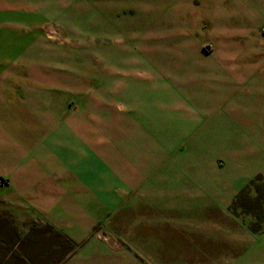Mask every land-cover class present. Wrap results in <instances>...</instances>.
<instances>
[{
    "label": "rangeland",
    "instance_id": "1",
    "mask_svg": "<svg viewBox=\"0 0 264 264\" xmlns=\"http://www.w3.org/2000/svg\"><path fill=\"white\" fill-rule=\"evenodd\" d=\"M62 1H65L64 8L60 6ZM232 1L184 0L183 12L173 2L164 5L169 17L181 15L186 33L184 39L197 43L201 55L206 56L203 58L196 54L194 59L189 49L182 50L168 44L183 37H176L177 33L173 37L162 36L160 3H153L150 9L154 17L158 16L157 20H152V32L149 29L150 19L143 12L148 4L146 0H136V3L126 6L120 0L113 3L110 0H56L48 4L42 0H18L7 4L9 11L32 6L41 14L56 10L55 18L44 19L40 26L41 36L37 37V43L42 46V51L37 50V80L32 82L25 77V86L29 89L33 87L39 97L36 101L37 114H42L45 121L44 116L48 115L44 113L50 108L49 126L55 128L57 134L66 135L69 143L67 149L73 158L74 179L77 180L78 175H88L95 163L98 169L103 162L109 163L106 160L108 157L116 156V169H109L119 180L120 193L129 194L130 186L124 178L131 175L136 180L144 178V186L131 193L139 194L151 186L150 140L154 138L164 142L187 127L214 130L213 138L222 144L230 139L241 141L249 137L255 141L251 142L253 158L259 155L257 143L264 139V135L257 139V133L264 130V112L259 107L257 96L256 62L249 59L243 63L231 61V56L238 61L242 57L240 48L243 43L239 27L237 31L233 29L238 36L231 35V30L228 31L226 27L225 32L221 31L226 40L229 38L226 43L232 49L226 45L224 36L213 28L217 26L214 19L216 8L227 15L232 9L237 13L241 11L240 4H231ZM72 12L77 13L80 20L67 19ZM102 15L106 24L97 19ZM62 16L67 18L61 20ZM193 16L198 18L200 24L198 36L194 34L198 24L197 27L191 25ZM122 21L129 26H121ZM263 30L264 27H260L249 34L254 51L257 43L264 39ZM224 43L227 46L225 49L221 47ZM48 47L51 48L49 54L44 51ZM56 52L58 61L54 59ZM161 57L163 64L157 63ZM251 58H257L256 52H252ZM24 69L26 71L29 67L25 66ZM152 70L160 76L155 81L151 79ZM174 74L180 78H174ZM87 85L89 92L84 91ZM72 86L79 91L67 98L66 107L79 110L84 121L80 125L72 123L69 115L63 116L61 109L53 107L51 94L63 87L71 90ZM154 88L159 94L156 98L152 93ZM171 90L180 91V94H174L172 98L168 94ZM76 95L90 98V105L97 101L98 107L88 108L86 100L81 101ZM185 151V145L178 149L180 154ZM169 152L171 154L172 151ZM229 154L226 149L216 153L213 162L218 170L226 168ZM143 163H147V172ZM160 166L163 168L160 172H166L165 169L169 168L166 162ZM160 172H156L157 177H160ZM219 195L222 198L221 206L214 211L218 220H205L207 226L204 231L192 226H186L183 230L172 227L176 233L185 231L183 235L200 237L203 242L201 255H217V258L146 259L144 230L154 225L162 229L164 224L161 222L186 220L185 216L191 214L183 215L181 211H159L155 213L156 222L148 217L150 221H145L136 238L130 233L128 208H122L119 216L116 211H106L104 219L94 228L91 236L100 235L102 246L113 253V264H229L231 260L223 258L225 252L238 250L242 245L235 240L232 243L225 241L228 226L233 231V239L245 233L249 237L264 234V172L258 171L238 183L235 180L233 184L228 182ZM198 198L189 197L182 204H186L184 207L195 204ZM108 204L114 205L116 200L110 197ZM192 230H196L195 234L191 233ZM195 241L196 238L190 237L186 241L185 254L190 257L196 246Z\"/></svg>",
    "mask_w": 264,
    "mask_h": 264
},
{
    "label": "crops",
    "instance_id": "2",
    "mask_svg": "<svg viewBox=\"0 0 264 264\" xmlns=\"http://www.w3.org/2000/svg\"><path fill=\"white\" fill-rule=\"evenodd\" d=\"M55 1L42 0L47 4ZM115 1L110 0L112 3ZM10 2L15 3L18 0H0V264H113V253L108 251L109 249L106 251L102 246L100 235H91L98 223L104 219L106 211H116L119 216L122 208H128L130 233L134 238L145 221H150L147 220L148 217H151L153 222L157 221L155 213L159 211H181L183 215L191 213L185 216L186 220L183 218L184 220L178 222H161L160 224H164L162 229L155 228L154 225V231L153 228L144 230V242H141L145 245L146 259L217 258V255H201L203 242L200 237L183 235L185 231L176 233L172 227L183 230L186 226H192L203 230L207 226L205 220H218L214 211L221 206L222 198L219 194L225 190L227 183L233 184V180L238 183L258 171L264 172V139L258 141L255 148L259 155L253 158L254 147H251V142L255 141L246 137L241 141L230 139L222 144L213 138L214 130L187 127L164 142L152 138L151 186L135 195L131 194L132 191L144 186V178L136 180L131 175H126L124 181L130 186V192L121 194L119 180L113 170L109 169H116V156L108 157L106 160L109 163L101 164V167L104 164L103 168L99 166L97 169L95 163L91 170L94 174L89 172L86 176L78 175L77 180L74 179L73 158L67 149L69 143L66 135L57 134L56 129L49 126L50 108L44 113L48 115L44 116L45 121L42 114H37L36 101L39 97L33 87L29 89L25 86V77L32 82L37 80V50L42 51L37 37L41 36L42 22L55 18L56 10L41 14L32 6L24 10L9 11L7 4ZM120 2L126 6L136 3V0ZM172 2L183 12L184 0H146L148 4L143 12L150 19L149 29L152 32V20H157L158 16L154 17L150 9L153 3H160V15L163 17L162 36L173 37L177 33L176 37H183L186 33L181 15L169 17L167 9L164 8V5ZM233 2L240 4L241 11L237 13L232 9L227 15L216 8L214 19L217 26L213 28L224 36L225 43L229 41L224 35L225 27L228 31L231 30V35L235 34L233 29H241L242 57L238 61L231 56V61L243 63L248 59L255 60L257 96L259 107L264 112V39L257 43L256 51L251 49L249 40L251 32L264 27V2L233 0L231 4ZM63 4L65 1L60 2L61 8L65 7ZM76 14L69 13L68 18L62 16L61 20H80ZM104 18L103 16L97 19L102 21ZM191 19L193 27L198 24L194 33L198 36V18L193 16ZM104 22L106 21L103 20L102 24H106ZM121 26L129 25L122 21ZM178 39L168 44L176 45L182 50L189 49L193 53V59L196 54L206 58L201 55L197 43H189L184 37L182 40ZM225 43L221 47L225 49L229 46L232 49L231 45L226 43L225 46ZM50 49L48 47L44 51L49 54ZM252 52H256V59L251 58ZM57 55L56 52V61ZM157 63L163 64L162 57ZM25 66L29 67L26 71ZM173 76L180 78L175 74ZM158 77L160 76L152 70L151 79L155 81ZM113 80L112 82H115ZM71 88L68 90L63 87L51 94L53 107L61 109L63 116L69 115L72 123L80 125L84 121L79 110L73 111L66 107L67 98L73 97L79 91L74 86ZM88 89L87 85L84 91L89 92ZM152 93L154 98L159 95L155 88ZM168 94L173 98L174 94H180V91L171 90ZM77 97L81 101L86 100L88 108L98 107L97 101L90 105V98L86 99L82 95ZM60 100L63 102L60 103ZM261 131L264 133L263 129ZM261 131L257 133V139L264 135ZM182 145L186 146L187 151L180 154L178 149ZM223 149L228 150L230 156L227 158L226 168L220 171L213 161L216 153ZM169 151H172L171 154ZM163 162L169 167L165 169L166 172H160L163 170L160 168ZM143 168L147 172V163H143ZM157 171L160 172V177L156 176ZM165 181L166 184H163ZM193 196L199 197L196 203L184 207L186 204L182 203ZM110 197L116 200V204H108ZM149 203L151 207L147 206ZM139 214L142 216L139 217ZM180 215L182 216L181 213ZM195 231L192 230L191 233L195 234ZM224 236L227 243L235 240L237 244L242 245L238 250L225 252L223 258L231 260L229 264H264V234L249 237L245 233L233 239V231L228 226ZM189 237L197 239L191 257L185 254Z\"/></svg>",
    "mask_w": 264,
    "mask_h": 264
}]
</instances>
